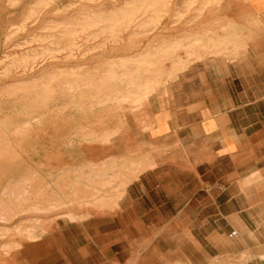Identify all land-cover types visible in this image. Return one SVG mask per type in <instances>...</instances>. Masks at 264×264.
Segmentation results:
<instances>
[{
    "label": "rangeland",
    "instance_id": "obj_1",
    "mask_svg": "<svg viewBox=\"0 0 264 264\" xmlns=\"http://www.w3.org/2000/svg\"><path fill=\"white\" fill-rule=\"evenodd\" d=\"M220 1L0 0V190L13 180L22 190L0 202V264L26 243L61 236L58 226L103 222L126 203L139 161L91 169L79 149L139 139V104L173 76L170 66L223 48L213 24L185 33Z\"/></svg>",
    "mask_w": 264,
    "mask_h": 264
},
{
    "label": "crops",
    "instance_id": "obj_2",
    "mask_svg": "<svg viewBox=\"0 0 264 264\" xmlns=\"http://www.w3.org/2000/svg\"><path fill=\"white\" fill-rule=\"evenodd\" d=\"M204 26L223 48L170 66L139 104V139L79 149L91 169L139 161L126 203L26 243L13 264H264V0H221L185 33Z\"/></svg>",
    "mask_w": 264,
    "mask_h": 264
},
{
    "label": "bare ground",
    "instance_id": "obj_3",
    "mask_svg": "<svg viewBox=\"0 0 264 264\" xmlns=\"http://www.w3.org/2000/svg\"><path fill=\"white\" fill-rule=\"evenodd\" d=\"M156 7V6H155ZM157 8V7H156ZM160 8H161V6H160ZM154 11V10H153ZM99 22V21H98ZM161 59V58H160ZM160 61V60H159ZM72 96H74V95H72ZM122 98V97H121ZM124 99V98H123ZM123 101V100H122ZM122 101H121V103H122ZM120 103V104H121ZM141 103V102H140ZM20 115V114H19ZM23 117V116H22ZM18 119V118H17ZM16 120V119H15ZM20 119H18V121H19Z\"/></svg>",
    "mask_w": 264,
    "mask_h": 264
},
{
    "label": "built area",
    "instance_id": "obj_4",
    "mask_svg": "<svg viewBox=\"0 0 264 264\" xmlns=\"http://www.w3.org/2000/svg\"><path fill=\"white\" fill-rule=\"evenodd\" d=\"M233 235H234V233L231 234V236H233Z\"/></svg>",
    "mask_w": 264,
    "mask_h": 264
}]
</instances>
